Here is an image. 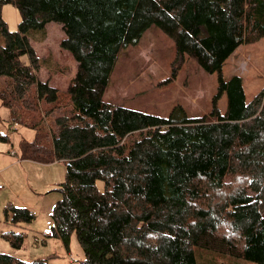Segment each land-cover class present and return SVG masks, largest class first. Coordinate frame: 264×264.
Listing matches in <instances>:
<instances>
[{
  "label": "trees",
  "instance_id": "obj_1",
  "mask_svg": "<svg viewBox=\"0 0 264 264\" xmlns=\"http://www.w3.org/2000/svg\"><path fill=\"white\" fill-rule=\"evenodd\" d=\"M6 4L20 13L16 33L3 21ZM55 22L78 63L65 93L39 78L28 41ZM152 27L172 40L176 60L216 75L209 114L179 104L160 116L104 99L121 54ZM262 39L264 0H0V101L35 133L22 158L66 167L51 218L54 236L68 246L75 234L84 251L74 264H199L201 250H215L207 239L264 264V89L247 103L242 78L223 75L239 47ZM5 214L16 229L35 220L26 207ZM26 235L3 237L20 250ZM0 264L48 261L0 254Z\"/></svg>",
  "mask_w": 264,
  "mask_h": 264
},
{
  "label": "rangeland",
  "instance_id": "obj_2",
  "mask_svg": "<svg viewBox=\"0 0 264 264\" xmlns=\"http://www.w3.org/2000/svg\"><path fill=\"white\" fill-rule=\"evenodd\" d=\"M2 17L10 32L19 31L21 16L14 4L4 5ZM65 39L62 25L56 22L28 33L29 45L35 50L41 65L39 78L63 93L68 91L78 72L75 58L62 47ZM175 58L172 40L160 29L152 27L138 45L121 54L104 99L160 116H166L173 106L179 104L192 117L209 114L212 98L217 93L216 75L205 73L193 60ZM22 60L28 63L29 57ZM225 65L224 78L241 77L246 101L250 103L264 89V39L239 47ZM172 71L177 72V77L167 83ZM227 106L228 98L224 95L219 108L225 112ZM9 113L0 101V134L8 137L7 141L0 140V180L7 188L0 193V254L11 255L27 263L38 260H47L48 264L81 262L85 254L76 235L73 234L65 246L53 233L51 214L63 196L59 189L65 181L66 167L62 163L47 166L24 160L21 144L32 141L35 133L13 123ZM13 151L19 154L14 155ZM98 188L104 192L102 180L98 182ZM9 204L30 209L35 220L24 225V229L12 227L5 214ZM12 230L27 234L20 250L12 248L3 237L4 233ZM206 243L208 249L217 251L201 250L198 253L199 264H253L237 258L235 252L227 251L220 243L210 239Z\"/></svg>",
  "mask_w": 264,
  "mask_h": 264
},
{
  "label": "built area",
  "instance_id": "obj_3",
  "mask_svg": "<svg viewBox=\"0 0 264 264\" xmlns=\"http://www.w3.org/2000/svg\"><path fill=\"white\" fill-rule=\"evenodd\" d=\"M14 155H18L19 153L13 151ZM6 189V185L0 180V193Z\"/></svg>",
  "mask_w": 264,
  "mask_h": 264
},
{
  "label": "crops",
  "instance_id": "obj_4",
  "mask_svg": "<svg viewBox=\"0 0 264 264\" xmlns=\"http://www.w3.org/2000/svg\"><path fill=\"white\" fill-rule=\"evenodd\" d=\"M7 189V188H6ZM6 190L2 191V193H4Z\"/></svg>",
  "mask_w": 264,
  "mask_h": 264
}]
</instances>
